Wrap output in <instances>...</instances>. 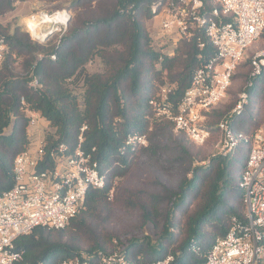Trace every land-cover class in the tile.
I'll return each instance as SVG.
<instances>
[{
	"label": "trees",
	"instance_id": "16d2710c",
	"mask_svg": "<svg viewBox=\"0 0 264 264\" xmlns=\"http://www.w3.org/2000/svg\"><path fill=\"white\" fill-rule=\"evenodd\" d=\"M21 1L0 0V15ZM153 1L71 0L70 8L77 12L53 44L31 39L19 27L11 30L0 24L8 48L0 65V194L12 186L14 157L32 141L27 111L38 112L46 123L47 153L58 144H64L66 152L78 144L85 152L94 147L91 156L105 177L102 187L88 188L81 209L65 227L37 226L17 237L22 259L14 264H59L81 251L116 249L135 264L167 256L172 257L170 264H200L215 238L227 232L232 218L245 217L238 181L251 135L264 123V67L251 77L249 101L239 113L229 116L236 98L208 111L205 124L210 137L203 145H196L184 132H174L172 120L154 117L149 100L158 87L170 85L176 108L194 71L215 50L204 30H197L179 39L173 55L167 56L147 30ZM201 1L207 12L216 5L213 0ZM96 58L102 70L89 72L87 67ZM250 71L249 62L245 80ZM33 78L41 89L29 86ZM224 117L247 141L226 156L209 155L205 147L214 134L218 136L216 126ZM129 133L145 134L148 145H126ZM143 157L151 166H141ZM138 168L147 174L142 185L120 192V180ZM173 173L176 187L169 189L163 177ZM148 183L158 190L148 189ZM115 208L138 211L157 232V240L123 244L107 228Z\"/></svg>",
	"mask_w": 264,
	"mask_h": 264
},
{
	"label": "built area",
	"instance_id": "2783aa9c",
	"mask_svg": "<svg viewBox=\"0 0 264 264\" xmlns=\"http://www.w3.org/2000/svg\"><path fill=\"white\" fill-rule=\"evenodd\" d=\"M213 2L216 5L208 12L201 0H156L150 4L155 46L167 56L173 55L179 39L191 37L197 30H204L215 50L214 55L194 71L176 108L171 103L170 85L158 87L149 100L154 117L172 120L174 132H184L196 145H203L209 139L210 130L205 124L208 111L225 97L239 62L264 31V0ZM7 50L6 40L0 36V65ZM50 58L55 59V54L51 53ZM249 62V80L239 92L229 116L239 113L247 103V87L251 86V77L259 74L264 67V49L254 51ZM29 86L42 88L36 78L29 82ZM27 115L28 130L31 132V127L36 125L38 112L27 111ZM216 127L219 134L215 145L218 155L226 156L239 143L247 141L242 132L231 127L229 117L222 118ZM85 128L86 125H83L80 130ZM252 139L238 181L243 192L245 217L232 218L227 232L215 238L200 264H264L262 131L256 132ZM125 143L131 147L147 146L148 140L145 134L129 133ZM94 150L93 147L85 152L78 144L72 152H66L65 145L58 144L47 153L43 138H39L14 157L12 186L0 194V264H14L22 259V251L15 244L17 237L37 226L53 229L65 227L81 209L88 188L104 185L105 177L91 156ZM171 259V256H167L149 264H170ZM59 264L135 263L124 251L116 249L111 252L81 251L61 260Z\"/></svg>",
	"mask_w": 264,
	"mask_h": 264
},
{
	"label": "rangeland",
	"instance_id": "374dc122",
	"mask_svg": "<svg viewBox=\"0 0 264 264\" xmlns=\"http://www.w3.org/2000/svg\"><path fill=\"white\" fill-rule=\"evenodd\" d=\"M70 4L71 0H24L21 2H17L12 11L0 15V24L3 26L10 27L11 30L15 27H19L22 31L27 32L30 35L31 39L33 38L30 32L35 37H41L47 31L53 29V32L45 40H33H36L40 43H46L49 40H51L52 44L58 43L59 38L66 31L69 22L71 21V19H73L75 13L77 12L76 9L70 8ZM48 22H51L54 26L52 25L51 28L46 27V23ZM57 26L59 27V30ZM152 26L153 22L149 19L147 21V30L151 33ZM263 35H261L253 44L250 45L247 54L239 62L233 74V78L227 90V93L225 97L221 100V102L217 105V107H221L227 104L234 98H236L237 102L239 92L243 88H245V85L249 80H245V77L243 76V73L249 68L248 57L254 51L258 49H264ZM87 69L89 70V72H99L102 70V64L100 60L96 58L94 61L89 63ZM40 122L41 119L38 118L36 125L32 126L31 129L40 128L38 133L40 138H43V132L46 128L43 125L40 127ZM258 131H262L264 136V123L261 124L255 132L252 133L251 140H253V135ZM39 136L34 137L33 135H30L32 140L31 142L37 141V138ZM217 140L218 136H216L215 134L213 137L210 138L209 144L205 147L207 154H217L215 146ZM204 162L207 163L208 158L201 164L204 165ZM150 163L151 162L147 157H143L141 161V166L143 168L151 166ZM145 177H147V174L142 170V168L134 170L127 177L120 180V192L122 190H134L140 187ZM175 178L176 176L174 175V173L168 174L167 176L163 177V181L169 189H173L174 187H176V182L173 180ZM146 187L153 191L158 190V188L154 187L153 185L151 186V184L149 183L146 184ZM107 228L116 233L119 236V240L123 244H128L130 241L139 240L142 238H147L151 240L152 243H154L158 237L157 232L153 229L151 223L143 221L142 218L139 216V212L135 209H129L126 211H122L118 208L113 209L110 214V219L107 224Z\"/></svg>",
	"mask_w": 264,
	"mask_h": 264
},
{
	"label": "crops",
	"instance_id": "0c3cea01",
	"mask_svg": "<svg viewBox=\"0 0 264 264\" xmlns=\"http://www.w3.org/2000/svg\"><path fill=\"white\" fill-rule=\"evenodd\" d=\"M38 118L41 119V122H40V127H41L43 125V121H42L43 118L40 117L39 113H38ZM37 121H38V119H37ZM39 130H40V128L31 129L30 134L33 135L34 137H37V136H39V133H38ZM39 138H40V136L37 139H39Z\"/></svg>",
	"mask_w": 264,
	"mask_h": 264
},
{
	"label": "water",
	"instance_id": "95a60500",
	"mask_svg": "<svg viewBox=\"0 0 264 264\" xmlns=\"http://www.w3.org/2000/svg\"><path fill=\"white\" fill-rule=\"evenodd\" d=\"M53 32V29H50L49 31H47L43 36H41V37H35L32 33H30L31 34V36H32V38L33 39H37V40H41V41H43V40H45L51 33Z\"/></svg>",
	"mask_w": 264,
	"mask_h": 264
},
{
	"label": "bare ground",
	"instance_id": "6f19581e",
	"mask_svg": "<svg viewBox=\"0 0 264 264\" xmlns=\"http://www.w3.org/2000/svg\"><path fill=\"white\" fill-rule=\"evenodd\" d=\"M52 25H53V24H52L51 22L46 23V27H48V28H51Z\"/></svg>",
	"mask_w": 264,
	"mask_h": 264
}]
</instances>
